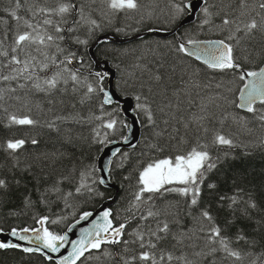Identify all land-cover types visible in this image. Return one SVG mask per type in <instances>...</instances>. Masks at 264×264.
<instances>
[{"label":"snow or ice","instance_id":"6c2138e0","mask_svg":"<svg viewBox=\"0 0 264 264\" xmlns=\"http://www.w3.org/2000/svg\"><path fill=\"white\" fill-rule=\"evenodd\" d=\"M157 11L150 0H6V5L0 0V124L9 129L43 126L61 133V125L99 120L111 130L103 133L104 139H99V131L95 133L96 142L103 145L114 142L108 139L111 133L134 126L119 119L121 113L131 111L134 123L142 119L150 129L144 150L154 156L132 177H125L135 183L121 222L114 223L110 208L95 220H90L92 212H83L76 223L89 221L91 226L71 239L68 233L74 225L64 234L50 230L63 216L41 215L35 218L38 228L14 227L5 232L0 227V236L11 238L0 240V250L38 252L49 261L58 254L56 264H264V205L238 177L232 178L231 194L211 179L231 155L229 150L240 146V131L234 134L230 129L239 126L249 138L256 127L264 129V0H168V16L173 20L198 11L199 27L219 30L222 38L181 39L170 47L176 57L172 65L149 48L151 60L140 56L131 66L125 83L133 94L128 97L105 86L108 72H88V77H95L91 80L85 76V61L73 45H87L89 37L115 20L143 23ZM104 42L107 37L97 39ZM36 97L47 103L42 107L35 103ZM129 99L131 109L122 108ZM95 100L100 101V115L77 111V104ZM58 103L64 105L63 111L55 110ZM111 105L115 110H109ZM34 106L41 111L40 118L33 114ZM121 137L119 142L137 148L131 132H121ZM29 143L39 141H0V152L10 161L9 167L0 166V209L29 173H33L30 179H36L35 167L44 175L62 159L57 152L44 153L26 158L21 167ZM251 146L264 150V137H256ZM117 156L126 159L128 154L114 148L109 166L60 176L48 173L53 179L46 186L34 185L36 200L25 189L24 207L43 204L51 210L56 204L71 209L78 197L103 195L98 186L109 182L111 159ZM96 171L103 174L97 177ZM66 182L73 187L66 189ZM225 210L221 219L219 213ZM8 214L19 215L15 210ZM238 221L249 222L251 234L244 228L230 232ZM37 242L36 247L25 246ZM67 249V254L59 255Z\"/></svg>","mask_w":264,"mask_h":264},{"label":"trees","instance_id":"16d2710c","mask_svg":"<svg viewBox=\"0 0 264 264\" xmlns=\"http://www.w3.org/2000/svg\"><path fill=\"white\" fill-rule=\"evenodd\" d=\"M219 2V0H217ZM6 5V0H5ZM147 6V5H146ZM150 7L158 9L151 19H146L143 23H137L135 20H115L112 24H106L101 30H98L94 36L89 37V43L87 45H73V50L78 49L77 55L84 58V73L88 79H94V75L88 77V72H102V70L96 69V63L93 56L90 53V48L102 35L110 34L120 38H129L137 34H143L149 31L150 28L159 29V31L168 32L176 29L182 21L188 16V12L184 15L173 20L168 16V0H150ZM202 17L197 13V17L193 22H190L178 31L170 36L162 37L152 34H144L139 38L130 40L124 43L112 41L110 39L107 42L99 43L95 49V54L99 60H106L109 62L112 69L116 70L115 87L121 96H131L132 90L126 85V81L130 79V71L133 63L139 59L140 56L147 55L151 60L152 54L149 52V48L154 50L157 57L163 56L167 59L169 65H172L176 60L174 52L170 51V47L178 43L181 39L187 40L188 38L204 40V39H220L222 33L219 30H203L199 27ZM117 28L123 29V31H117ZM83 39L84 36L82 35ZM165 45L169 47L166 48ZM179 63V62H177ZM110 76V74H109ZM109 77L104 81L106 87H108ZM239 83L233 84V88H237ZM59 99V98H57ZM35 103H40L43 107L44 103L39 100V97L35 98ZM65 103H70L65 101ZM99 100H95L86 105L77 104V111L84 116H92L93 114L100 115L98 108ZM109 110H115V105L107 106ZM56 111H63L64 105L57 104ZM239 111V110H235ZM33 114L37 118L41 117V111L33 107ZM241 116L245 113L240 112ZM48 117H51L52 113L49 112ZM107 119V117H105ZM119 119L122 122L130 124L128 118L123 113L120 114ZM142 139L138 143L137 148L125 150L128 157L122 158L117 156L113 163L111 170L112 181L119 187V192L113 205V214L116 217L115 223L121 222L125 217L124 209L127 207V199L129 196V189L135 183L134 180L130 181L125 177H132L135 170L142 166V164L148 161L150 158H154L153 154L144 150L145 138L149 137L150 129L143 123L142 119ZM63 131L57 133L54 130H50L47 127L38 126L35 128H28L26 126H14L11 129L0 124V141H7L12 138H35L39 141L37 145L26 144L24 155L21 156V167H23L26 158L36 157L47 153L49 156L53 152H57L62 155V159H58L55 168H48L45 170L44 175H40L39 167H35L33 172L36 175V179L32 180L30 177L33 173H29L18 188H13L10 195L5 197L7 202L2 209H0V227L6 231H10L11 228H23V227H39L35 222V218L41 215H49L53 219L63 216L64 219L58 225H50V230L59 234H63L66 229L74 221L79 219L81 213L90 212L98 208L101 204L109 199H113L116 196L117 191L112 188L98 186V190L103 195H86L81 196L72 201L73 207L71 209H62L61 205L52 204L49 208H46L43 204H37L35 207H24L22 196L25 189L28 192L33 193V200L37 199V193L34 192V185H47L48 181L53 179V176H49L48 173H54L55 176L68 174L70 171L74 172L76 169L83 170L87 168L89 170L98 169V160L102 154L107 143L101 145L96 142L97 138L95 133L99 131L101 136L99 139H104L103 133L106 130L102 127V122L99 120H89L85 123H70L61 125ZM235 134L236 131H240V135L237 136V142L240 146L231 150V155L220 166L218 173H213L211 179L215 181L221 187V191L231 194L230 189H234L235 184L232 178L238 177L239 182L250 189L257 198L258 202L264 205V150L259 147H252V143L256 137H264V129L256 127L253 130V136L249 138L248 134L244 130H239V126L234 129H230ZM121 132L125 135L129 133V129L121 128L116 133H111L108 137L109 140L122 139ZM69 134H71V140H69ZM244 145H248L247 148ZM258 149V150H257ZM253 151V152H252ZM249 153V154H246ZM223 155V153H220ZM139 157V159H137ZM0 166L9 167L10 161L5 157L3 152H0ZM7 175L16 174L14 172H7ZM23 173L17 175V179ZM97 177L100 176L99 171L95 172ZM64 187L70 188L73 185L65 183ZM10 210H15L19 215H9ZM227 215V211H221L219 217L222 219ZM237 228H244L251 234V224L246 221H238L235 225H232L229 229L230 232H235ZM0 264H56L54 261H49L42 255L23 253L20 250H0Z\"/></svg>","mask_w":264,"mask_h":264},{"label":"water","instance_id":"95a60500","mask_svg":"<svg viewBox=\"0 0 264 264\" xmlns=\"http://www.w3.org/2000/svg\"><path fill=\"white\" fill-rule=\"evenodd\" d=\"M197 13H198V11H197ZM197 13H196V15H192V14L189 13L188 16L182 21V23L176 29H174L172 31H168V32H163V31L150 32V31H148L146 33L137 34V35H134V36L129 37V38H120V37H116V36H111L110 34H106V35H102L99 39H103L104 37H107V39H110L112 41H116V42H119V43H124V42L130 41V40H134L136 38H139L140 36H143L144 34H152V35L162 36V37L170 36V35L176 33L178 31V29L181 28L182 26H184V25H186V24H188L190 22H193L196 19V17H197ZM204 40H216V39H204ZM98 44L99 43H97V41H96L94 43V45H92V47L90 48V53H91V55L93 56V58L95 59V61L97 63L96 67L98 69H103L104 71H106V72L111 74L109 88L112 89L113 91H115L114 90V83H115V77H116L115 71L110 68V64H109L108 61H100L97 58V56L95 54V49H96ZM132 105H133V101L131 99H129L126 104H122V108L131 109ZM123 115L126 118L129 119L130 124H134V126L129 129V132H131L133 134V142L135 143V142L138 141V143H139L140 140L142 139V122H141V119L136 120V122L134 123V117H133V113L131 111H128L127 113H123ZM119 141H121V139L120 140H114L113 143L106 145V147L104 148L102 154L99 157L98 167L109 166L108 165V160H109V157H110L112 149L120 148L122 151L128 150V149H132V147H129L128 145H125V144H123L122 142H119ZM115 158L116 157L111 159V165H110L111 170L113 168V163H114ZM102 174L103 173L100 172V175H102ZM108 175L110 177L109 182L106 185H103V186L116 190L117 191L116 196L113 199H109V200L105 201L97 209H95L93 211H90V212L93 213V216L90 218V220L97 219L99 214L102 213L105 209L110 208L112 210V212H113V205L115 204V200L117 198V195H118V192H119L120 189L112 181L111 172L108 173ZM73 225L75 227H73ZM90 226L91 225H90L89 221H80L79 224H77L76 221H75L69 226V227H73V230H72V232H69L68 235L70 236L71 239H76L78 237V235H79V230L80 229H82L84 227H90ZM67 230H66V232H67ZM5 232H8V231L5 230ZM28 235L34 237L35 234L29 233ZM8 239H11V238L9 236H7V235L0 236V240H8ZM38 243L39 242L34 243L32 245H28L27 243H25V246L36 247V246H38ZM67 251H70V249L62 250L59 255H65V254H67ZM29 254L42 255V254H40L38 252H33V253H29ZM52 255L54 257L53 261L56 262L58 254H52Z\"/></svg>","mask_w":264,"mask_h":264},{"label":"bare ground","instance_id":"6f19581e","mask_svg":"<svg viewBox=\"0 0 264 264\" xmlns=\"http://www.w3.org/2000/svg\"><path fill=\"white\" fill-rule=\"evenodd\" d=\"M109 88V87H108ZM114 90L116 91V93H118V91L116 90V88H114ZM119 94V93H118ZM120 95V94H119ZM121 96V95H120ZM122 98H124L125 96H121ZM122 107V105H121ZM258 150V149H257ZM253 152V151H252Z\"/></svg>","mask_w":264,"mask_h":264}]
</instances>
